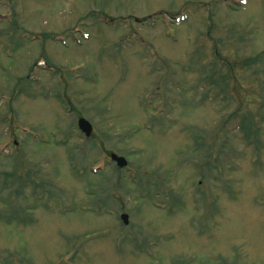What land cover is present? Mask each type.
Instances as JSON below:
<instances>
[{"label": "rangeland", "instance_id": "rangeland-1", "mask_svg": "<svg viewBox=\"0 0 264 264\" xmlns=\"http://www.w3.org/2000/svg\"><path fill=\"white\" fill-rule=\"evenodd\" d=\"M237 1L0 0V264H264V0Z\"/></svg>", "mask_w": 264, "mask_h": 264}, {"label": "water", "instance_id": "water-1", "mask_svg": "<svg viewBox=\"0 0 264 264\" xmlns=\"http://www.w3.org/2000/svg\"><path fill=\"white\" fill-rule=\"evenodd\" d=\"M78 124H79V127L83 131H85V133L87 135L90 134V132L92 130V126H91V124H90V122L88 120H86L85 118L81 117L78 120ZM112 158L117 160L118 164L121 165V166L126 164V160H125V158L123 156H118V155L112 153ZM126 220H127V216H126V214H124V221H126Z\"/></svg>", "mask_w": 264, "mask_h": 264}]
</instances>
